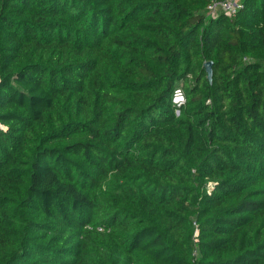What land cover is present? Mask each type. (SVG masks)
Here are the masks:
<instances>
[{
    "label": "trees",
    "instance_id": "1",
    "mask_svg": "<svg viewBox=\"0 0 264 264\" xmlns=\"http://www.w3.org/2000/svg\"><path fill=\"white\" fill-rule=\"evenodd\" d=\"M222 1L0 0V264H264V0Z\"/></svg>",
    "mask_w": 264,
    "mask_h": 264
},
{
    "label": "built area",
    "instance_id": "2",
    "mask_svg": "<svg viewBox=\"0 0 264 264\" xmlns=\"http://www.w3.org/2000/svg\"><path fill=\"white\" fill-rule=\"evenodd\" d=\"M242 7L243 0H224L222 2L212 3L208 8V13L211 17H217L220 14L235 16ZM182 96L183 94L181 93L180 97L177 98L178 101L180 100L178 106H181L185 103V99L181 98Z\"/></svg>",
    "mask_w": 264,
    "mask_h": 264
},
{
    "label": "water",
    "instance_id": "3",
    "mask_svg": "<svg viewBox=\"0 0 264 264\" xmlns=\"http://www.w3.org/2000/svg\"><path fill=\"white\" fill-rule=\"evenodd\" d=\"M204 67L206 69L209 81L212 82V80H213V62L212 61L206 62L204 64ZM181 98L183 99L184 97L182 96Z\"/></svg>",
    "mask_w": 264,
    "mask_h": 264
},
{
    "label": "rangeland",
    "instance_id": "4",
    "mask_svg": "<svg viewBox=\"0 0 264 264\" xmlns=\"http://www.w3.org/2000/svg\"><path fill=\"white\" fill-rule=\"evenodd\" d=\"M180 95H181V93H180V91L178 90L177 92H176V94H175V97H174V103L176 104V105H178L179 103H180V100L178 101V97H180Z\"/></svg>",
    "mask_w": 264,
    "mask_h": 264
}]
</instances>
